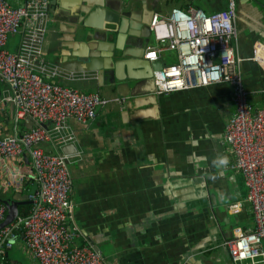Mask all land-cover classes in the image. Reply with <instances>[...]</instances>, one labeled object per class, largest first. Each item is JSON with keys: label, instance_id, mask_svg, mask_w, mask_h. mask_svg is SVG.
<instances>
[{"label": "crops", "instance_id": "0c3cea01", "mask_svg": "<svg viewBox=\"0 0 264 264\" xmlns=\"http://www.w3.org/2000/svg\"><path fill=\"white\" fill-rule=\"evenodd\" d=\"M126 1L130 16L125 28L131 32L146 28L144 22L152 12L166 13L172 6L192 4L206 12L227 6L226 0ZM9 2L19 5L23 0ZM110 2L117 5L118 0ZM85 6L84 0H49L44 40L46 59L76 75L57 81L97 91L108 99L97 107L92 120L70 118L68 132L73 138L59 148L75 155L69 164V198L79 240L97 247L106 264H234L224 241L233 227L250 228L253 220L247 202L235 211L227 209L232 200L243 199L247 190L242 173L230 166L233 156L222 138L234 110L230 85L220 82L156 93L153 70L175 60V51L164 50L152 66L143 56L145 46L155 43L151 32L143 37L145 46L134 44L135 34L123 32V49L115 48L111 57L105 47L94 46L98 33L85 37V31L98 30L96 26H85V31L75 28ZM235 6V52L241 57L250 102L260 106L264 0H236ZM11 35L6 47L14 50L19 36ZM115 37V32L108 35L112 42ZM89 50L98 53L96 69L87 68L84 60L65 61L72 53ZM63 61L74 68L65 67ZM113 64L115 72L104 68ZM4 87L0 83V99ZM2 107L0 137L13 129V107L10 103ZM225 158L227 162L221 163ZM21 243L19 256H12L9 249L7 260L0 264H35Z\"/></svg>", "mask_w": 264, "mask_h": 264}, {"label": "built area", "instance_id": "2783aa9c", "mask_svg": "<svg viewBox=\"0 0 264 264\" xmlns=\"http://www.w3.org/2000/svg\"><path fill=\"white\" fill-rule=\"evenodd\" d=\"M226 2V8L212 12L192 4L152 12L149 29L155 43L146 46L143 56L152 61L164 50L176 53L175 60L153 70L156 93L220 82L230 85L234 110L222 138L233 156L230 166L242 173L247 190L243 199L232 200L227 209L235 211L247 202L253 226L236 225L224 243L234 264H264V90L260 106L253 107L233 44L236 0ZM48 4L49 0H23L19 5L0 0V82L5 86L0 109L4 103L13 107L12 132L0 137V222L7 214L3 194L11 193L12 198L19 192L28 200L25 213L18 209L0 227V263L19 240L35 264H106L97 247L79 240L69 198V164L75 155L59 148L73 138L68 120H92L97 107L108 99L97 91L57 81L76 75L45 57ZM10 34L19 36L14 50L6 47ZM27 119L32 125L24 123L21 129Z\"/></svg>", "mask_w": 264, "mask_h": 264}, {"label": "water", "instance_id": "95a60500", "mask_svg": "<svg viewBox=\"0 0 264 264\" xmlns=\"http://www.w3.org/2000/svg\"><path fill=\"white\" fill-rule=\"evenodd\" d=\"M52 2V0H50ZM87 2V3H86ZM89 2V3H88ZM126 0H118L117 5L113 4L110 2V0H84V3L87 4L85 6V10H81L80 14H78L77 17H79V20L76 23L75 28L77 30L85 31V26H91V27H97L98 30L95 28L91 30H86L85 31V37L90 36L92 33H98V42L94 45L96 48L103 49L104 47L107 50V55H110L112 57V53L115 48L117 49H123L120 41L123 36V32H128L130 34H135L137 38L133 41L134 44L138 45H144L143 44V37L146 36L149 32V21H145L144 24L146 26L143 27L142 31L139 32H134L130 31L129 29L125 28L126 23L129 22L128 18L130 16L129 12L127 9L124 8V4H126ZM89 5V6H88ZM132 7V5L130 6ZM86 11V12H85ZM77 20V18H76ZM106 23H111V24H106ZM111 32L116 33L115 40L112 42L108 39V35ZM102 42L103 44H101ZM146 48V46H145ZM144 48V49H145ZM96 51V50H95ZM143 48H142V53H143ZM109 53V54H108ZM124 51L122 50V54ZM98 53L93 52L91 50L85 51V52H77V53H72L71 56L68 57L70 61L72 59H77V60H84L87 61V68L91 69H96V66L94 64V57H96ZM66 62L63 61V64L65 67H67ZM152 66L156 65L155 60L149 61ZM75 67H77L75 65ZM114 68L113 66H104V68ZM157 67V66H156ZM159 67V66H158ZM67 68H74L73 67H67ZM78 68H84V67H79ZM118 75L114 73V78H117ZM154 81V80H153ZM26 124L28 126L32 125V121L30 119L26 120ZM64 147V146H63ZM27 161V158H25ZM6 205H7V214L4 220L0 222V227L3 226L5 223L9 222L12 220L13 217H15L17 211H18V206L24 202H28L26 200V194H20L19 192H16L11 199H4Z\"/></svg>", "mask_w": 264, "mask_h": 264}, {"label": "rangeland", "instance_id": "374dc122", "mask_svg": "<svg viewBox=\"0 0 264 264\" xmlns=\"http://www.w3.org/2000/svg\"><path fill=\"white\" fill-rule=\"evenodd\" d=\"M10 1H12V0H10ZM10 36H12L11 34H10ZM10 45V44H9ZM12 48V47H11ZM244 183H245V181H244ZM32 188H34L35 187V185H30ZM11 193H6V194H3L2 195V197H4V198H9V199H11ZM10 253H11V255L12 256H15V255H18L19 256V254H20V248H19V240L18 241H16L15 243H14V245L12 246V248H10ZM23 261V260H22Z\"/></svg>", "mask_w": 264, "mask_h": 264}, {"label": "trees", "instance_id": "16d2710c", "mask_svg": "<svg viewBox=\"0 0 264 264\" xmlns=\"http://www.w3.org/2000/svg\"><path fill=\"white\" fill-rule=\"evenodd\" d=\"M222 6H219V8H221ZM1 83V82H0ZM248 101H249V103L251 104V102H250V99H249V95H248ZM252 105V104H251ZM253 106V105H252ZM253 107H256V106H253ZM20 127H21V129H23L24 127H25V124H23V123H21L20 124ZM18 209L20 210V212H22V213H25L26 211H27V209H28V205L27 204H25V203H22V204H20L19 206H18ZM5 260H7V255H5Z\"/></svg>", "mask_w": 264, "mask_h": 264}, {"label": "clouds", "instance_id": "9594fccd", "mask_svg": "<svg viewBox=\"0 0 264 264\" xmlns=\"http://www.w3.org/2000/svg\"><path fill=\"white\" fill-rule=\"evenodd\" d=\"M226 162H227L226 158L221 161V163H226Z\"/></svg>", "mask_w": 264, "mask_h": 264}]
</instances>
